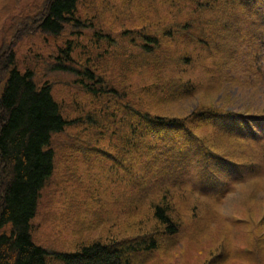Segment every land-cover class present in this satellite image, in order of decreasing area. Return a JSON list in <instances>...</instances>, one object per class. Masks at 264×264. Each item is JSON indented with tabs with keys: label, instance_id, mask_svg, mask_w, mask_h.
Returning a JSON list of instances; mask_svg holds the SVG:
<instances>
[{
	"label": "rangeland",
	"instance_id": "rangeland-1",
	"mask_svg": "<svg viewBox=\"0 0 264 264\" xmlns=\"http://www.w3.org/2000/svg\"><path fill=\"white\" fill-rule=\"evenodd\" d=\"M239 1L79 0L76 17L83 27H67L57 38L33 33L14 46L18 69L33 71L39 86L49 84L63 117L73 121L51 139L54 173L31 221L36 244L74 252L95 240L143 238L161 229L153 213L164 205L181 232L137 264H264V120L257 132L239 137L217 132L221 122L212 118L264 117V56L253 49L258 41H251L248 24L258 9L240 14ZM44 3L0 0V41L9 26L31 25ZM144 35L158 37L160 48L144 54ZM12 36L6 35L7 43ZM63 49H70L69 65L102 77L122 103L91 96L79 77L54 71ZM184 51L189 63L182 62ZM134 111L184 120L230 164L223 177H230L232 164L242 174L221 194L198 193L187 181L196 180L194 171L183 176L171 168L162 138L132 131L128 115ZM173 137L185 143L182 135ZM47 264L59 263L48 258Z\"/></svg>",
	"mask_w": 264,
	"mask_h": 264
},
{
	"label": "trees",
	"instance_id": "trees-1",
	"mask_svg": "<svg viewBox=\"0 0 264 264\" xmlns=\"http://www.w3.org/2000/svg\"><path fill=\"white\" fill-rule=\"evenodd\" d=\"M78 1L45 0L32 18L31 25L24 21L25 26L16 31L9 26L0 41V264H47L48 258L59 264H137L161 245L168 246L169 239L174 242L181 232V222L174 218L170 207L156 205L153 217L162 227L150 234L145 233L143 238L118 242L95 240L74 252H49L32 238L31 221L37 214L41 192L54 173L55 152L50 147L51 139L73 121H66L63 117L49 84L39 86L33 71L18 69L14 46L33 33L57 38L67 27H83L76 17ZM239 6L240 14L256 8L255 14L264 17V3L240 0ZM237 17H240L238 11ZM6 35H13L10 43L6 42ZM188 42L198 44L202 41L189 38ZM143 43L140 47L144 54L154 53L161 46L158 37L149 35H144ZM61 53L64 59H56L54 71L69 72L79 77L80 86L91 96L118 102L124 99L102 77L96 78L90 69L79 70L69 65L70 49H63ZM189 56L184 51L182 62L189 63ZM116 110L110 111L113 117ZM212 118L217 123L221 122L215 130L222 135L247 137L251 130L257 132V126L263 125L261 119L236 120L227 114L213 115ZM88 122L93 123V117L89 116ZM128 123L132 131H144L151 135L148 138L154 140L162 138L161 142L166 147L162 151L172 160L173 171H179L183 176L194 171L196 180L188 178L187 181L194 182L193 189L200 194H221L226 189L222 190L223 187L242 174L243 168L231 163L230 177H223L230 164L223 161L217 152L208 150L184 120L152 117L146 112L134 111L128 115ZM176 134L182 135L185 143H176L173 137ZM136 184L134 182L133 187ZM214 261L220 260L216 257Z\"/></svg>",
	"mask_w": 264,
	"mask_h": 264
}]
</instances>
